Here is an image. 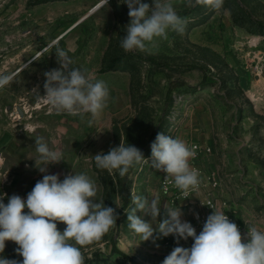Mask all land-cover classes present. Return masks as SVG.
Returning <instances> with one entry per match:
<instances>
[{"label": "rangeland", "instance_id": "obj_1", "mask_svg": "<svg viewBox=\"0 0 264 264\" xmlns=\"http://www.w3.org/2000/svg\"><path fill=\"white\" fill-rule=\"evenodd\" d=\"M101 1L0 0V75L17 73L0 89L3 202L13 194L26 200L43 178L35 163L39 166L35 138L43 137L63 155L59 163L47 165L48 174H59L61 181L69 174H87L97 187L95 199L118 214L107 234L82 249L85 264H162L174 247L190 248L192 238L180 239L179 245L172 235L142 241L128 227L131 192L159 196L158 222L163 207L171 206L181 209L182 221L194 225L196 212L192 216L188 210L192 205L171 203L163 191L165 174L150 162L133 166L124 177L99 169L109 178L106 188L93 157L122 142L151 161V143L163 132L190 147L211 149L194 163L206 186L193 200L211 194L219 204L228 203L238 224L264 231V27L258 25L264 22V0H224L220 11L172 0L188 23L182 35L169 32L155 54L120 47L130 22L123 0H108L76 25ZM142 2L153 5V0ZM57 47L73 67L86 69L109 88L108 105L91 124L88 114L82 120L37 101L36 93L45 94L44 73L60 68ZM210 176L219 179L218 189L208 185ZM137 215L151 221L140 211ZM151 223L156 227V221ZM57 227L63 231L66 225ZM17 247L6 241L0 256L22 260Z\"/></svg>", "mask_w": 264, "mask_h": 264}, {"label": "clouds", "instance_id": "obj_2", "mask_svg": "<svg viewBox=\"0 0 264 264\" xmlns=\"http://www.w3.org/2000/svg\"><path fill=\"white\" fill-rule=\"evenodd\" d=\"M122 3L127 4L130 17L120 42L125 52L155 54L159 42L169 39V32L180 35L185 32L188 21L177 14L172 0H153L151 6L142 0ZM223 4L224 0H186L189 7L203 5L213 11H220ZM55 53L60 68L44 73L45 94L36 93L37 101L42 100L58 113L79 115L82 120L88 114L87 122L91 124L108 105L110 92L106 82L94 80L86 69L73 67L63 49L57 47ZM16 75H0V89ZM150 147L151 161L137 147L122 142L93 159L97 168L109 173L116 171L121 177L133 166L150 162L155 170L165 174V194L170 185L185 196L199 191L200 172L190 164L196 157L194 146L161 132ZM35 150L39 166L36 160L35 163L43 178L35 183L26 200L13 194L5 204L0 196V253L4 252L6 241H12L18 245L17 255L22 257L16 260L0 256V264H85L82 249L107 234L117 224L118 214L113 207L105 206L104 201L95 199L97 187L87 174H69L62 181L59 174H48L47 165L59 163L63 155L50 148L43 137L35 138ZM131 203L134 207L127 212L128 227L142 241L155 242L172 235L179 245L180 239H193L190 248L174 247L162 264H264V231L251 226L242 237L237 224L225 212L214 209L197 235L191 223L182 221L183 213L178 207L164 206V218L157 221L161 214L159 196L149 199L131 192ZM137 211L156 221V227L138 216ZM58 223L66 225L63 231L58 229ZM245 239L247 242H242Z\"/></svg>", "mask_w": 264, "mask_h": 264}, {"label": "built area", "instance_id": "obj_3", "mask_svg": "<svg viewBox=\"0 0 264 264\" xmlns=\"http://www.w3.org/2000/svg\"><path fill=\"white\" fill-rule=\"evenodd\" d=\"M192 146H194V150L196 151V157L194 159H192L193 165L197 160H199L202 157L211 153V149L208 147H203L199 144H194ZM194 167L199 170L200 178L202 181L199 191L198 192H190L187 196H185L180 190H178V189H176L170 185L169 190L166 194L169 196L172 204H176L179 201L191 202L193 200V198H195L196 196L201 194L203 188L206 186V183L204 182V177H203L204 175H203L202 170L195 165H194ZM206 180L208 182V185H210L212 188H214V189L219 188L220 181L215 176H210ZM163 187H164V181H163ZM199 205H200V209L195 214V224L192 225L195 228L197 235L202 231L203 225H204L207 217L210 214H212L214 212V209H215L217 211L225 212L224 214L226 216H228L229 220L231 222H234L237 224V226H238V228L242 234V237L246 236V234H247L246 226L244 224H238L236 222L235 217H234L233 213L231 212V208H229V205L227 202L224 201V202L219 204L213 195L208 194L199 202ZM242 242L246 243L247 240L245 239ZM193 243H194V241H193V239H191L190 246Z\"/></svg>", "mask_w": 264, "mask_h": 264}, {"label": "trees", "instance_id": "obj_4", "mask_svg": "<svg viewBox=\"0 0 264 264\" xmlns=\"http://www.w3.org/2000/svg\"><path fill=\"white\" fill-rule=\"evenodd\" d=\"M258 25H259L261 28H263V27H264V22H263V21H258ZM96 171L99 173V175H100V177H101V181H102L104 187L107 188L109 178H103V176L101 175V172H100L99 168H96ZM120 187H121V191H122V193H124V192H125V186L122 185V186H120Z\"/></svg>", "mask_w": 264, "mask_h": 264}, {"label": "crops", "instance_id": "obj_5", "mask_svg": "<svg viewBox=\"0 0 264 264\" xmlns=\"http://www.w3.org/2000/svg\"><path fill=\"white\" fill-rule=\"evenodd\" d=\"M184 204L188 207L187 203ZM189 204L192 205L190 208H188L189 214L193 216V213L197 212L200 209L199 199L196 198L195 200H192Z\"/></svg>", "mask_w": 264, "mask_h": 264}, {"label": "water", "instance_id": "obj_6", "mask_svg": "<svg viewBox=\"0 0 264 264\" xmlns=\"http://www.w3.org/2000/svg\"><path fill=\"white\" fill-rule=\"evenodd\" d=\"M107 3V0H103V1H101L100 3H98L94 8H92L91 10H90V12L86 15V16H84L76 25H78L81 21H83L84 19H86L87 17H89L91 14H93L94 12H96L98 9H100L104 4H106ZM75 25V26H76Z\"/></svg>", "mask_w": 264, "mask_h": 264}]
</instances>
